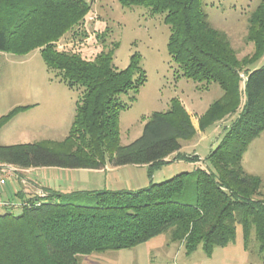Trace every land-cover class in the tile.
<instances>
[{"label": "trees", "instance_id": "1", "mask_svg": "<svg viewBox=\"0 0 264 264\" xmlns=\"http://www.w3.org/2000/svg\"><path fill=\"white\" fill-rule=\"evenodd\" d=\"M93 1L0 0V51L25 55L37 49L48 71L69 89L81 91L62 141L0 145V162L22 170L98 169L107 161L113 167L145 165L149 180L155 168L174 160L207 164L135 190L86 192L89 197L82 202L49 191L20 201L18 213L14 206H4L0 264H78L83 255L131 248L164 232L183 243L186 254L199 245L209 254L232 242L238 226L244 247L253 234L264 261V185L241 165L248 144L264 130V0H257L247 16L246 39L253 53L241 59L227 34L209 21L203 0H117L161 14L169 28L167 52L180 76L205 88L212 82L221 88L222 94L199 116V129L232 119L202 160L181 150V140L196 130L177 98L166 110L152 112L136 139L120 144L119 115L125 109L120 95L137 92L145 81L139 54L117 69V42L91 58L80 49L58 47L61 37L82 25ZM106 31L95 38L101 41ZM27 107L0 116V129ZM191 175L195 201H179Z\"/></svg>", "mask_w": 264, "mask_h": 264}, {"label": "rangeland", "instance_id": "2", "mask_svg": "<svg viewBox=\"0 0 264 264\" xmlns=\"http://www.w3.org/2000/svg\"><path fill=\"white\" fill-rule=\"evenodd\" d=\"M203 3L209 21L227 34L237 57L241 59L252 54L253 44L246 39L247 16L257 0H203ZM104 29H107L104 38L97 40L95 36ZM168 35L169 28L162 21L161 14L151 15L142 6H122L117 0H94L82 25L75 32L61 37L58 47H74L80 49L84 57L91 58L100 50L110 48L112 42H117L113 55V64L117 69L125 68L131 55L138 53L145 81L137 92L128 91L120 95L125 105L119 115L120 144L136 139L150 114L166 110L170 100L177 98L189 110L190 119L196 124L193 136L181 140V150L204 159L223 135L232 117L207 123L199 129V116L222 94V90L217 83L212 82L205 88L180 76L177 64L167 52ZM241 77L244 79V75ZM80 92L79 89H69L54 72L48 71L37 49L25 55L0 51V116L18 105H29L0 129V145L62 141L69 130ZM133 96L135 99H132ZM198 162L171 161L155 168L150 180L161 182L177 173L193 172L207 164L206 161ZM241 165L247 173L259 176L264 185V130L248 144ZM21 172L17 171L12 177ZM148 173L146 166L111 167L107 161L101 171H54L41 177L68 188L80 187L90 192L135 190L149 184ZM37 193L45 194L43 190ZM70 196L73 201L79 202L89 197L87 193ZM177 199L194 203L193 175L189 176ZM11 204L15 205L12 211L18 213V200ZM6 210L0 207V214ZM78 264H264V261L253 234L248 247H244L238 226L232 242L214 247L209 254L200 245L186 254L183 243L172 241L170 233L164 232L131 248L83 255Z\"/></svg>", "mask_w": 264, "mask_h": 264}, {"label": "crops", "instance_id": "3", "mask_svg": "<svg viewBox=\"0 0 264 264\" xmlns=\"http://www.w3.org/2000/svg\"><path fill=\"white\" fill-rule=\"evenodd\" d=\"M18 106H28L29 107V105H18ZM187 112L189 113L188 109H187ZM191 122L196 130L195 122L192 119H191ZM181 149H182V146H181ZM197 163L199 162H193L189 164H197ZM127 166L129 165H124V166H119V167H127ZM131 166H145V165H131ZM105 167H106V164L102 168H98V169H86V168L70 169V168H60V167L27 168V169L22 170V172L19 173L17 176L12 177L6 183V185H8L9 187H7L6 185L0 187V200L7 201L10 203L14 202V200H18V202H20L26 198H29L32 196H38L39 193L37 192L39 190H43L45 193L46 192L48 193L49 191H54L63 197H66L68 195H84V193L88 191L83 188L73 187V186L68 188L67 186H63L61 184H55L54 182H51L49 179H46V177L42 178L41 176L45 175V173L51 174L54 171H63V172L69 171L72 173L77 172V171H101L105 169ZM90 192H94V190L92 191L90 190ZM12 206H15V205H12Z\"/></svg>", "mask_w": 264, "mask_h": 264}, {"label": "built area", "instance_id": "4", "mask_svg": "<svg viewBox=\"0 0 264 264\" xmlns=\"http://www.w3.org/2000/svg\"><path fill=\"white\" fill-rule=\"evenodd\" d=\"M19 170L22 171V169L14 165L5 162H0V187L6 185V183L11 179L12 175L16 174V172ZM7 205H13V204L7 201L0 200V207H4Z\"/></svg>", "mask_w": 264, "mask_h": 264}]
</instances>
